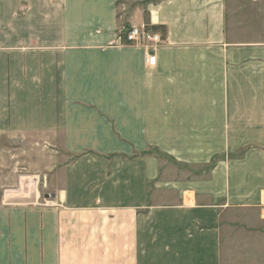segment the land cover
<instances>
[{
    "label": "crops",
    "instance_id": "0c3cea01",
    "mask_svg": "<svg viewBox=\"0 0 264 264\" xmlns=\"http://www.w3.org/2000/svg\"><path fill=\"white\" fill-rule=\"evenodd\" d=\"M237 2L0 0V164L43 176L0 202V264H264V25Z\"/></svg>",
    "mask_w": 264,
    "mask_h": 264
},
{
    "label": "rangeland",
    "instance_id": "374dc122",
    "mask_svg": "<svg viewBox=\"0 0 264 264\" xmlns=\"http://www.w3.org/2000/svg\"><path fill=\"white\" fill-rule=\"evenodd\" d=\"M229 1L230 5L234 3V0ZM235 4L239 11L243 10L242 12L244 13L245 24H253L257 22L259 26H261V24L264 25V0H238V2ZM118 7L119 13L120 15H122L123 3H119ZM125 29L127 28L122 29L121 35H124ZM151 153L154 152L151 151ZM158 157L159 159H161V172L164 176L167 174L170 178H182L185 177V174L189 173L190 170L195 171L176 163L174 160L166 156L158 154ZM16 158L17 157L5 156V162L0 164V202L32 201L31 199L36 194V190L39 192V194H36V196H38V200L42 201L43 190L41 186L43 176L39 178V173L31 172L29 170H26L25 168H21L27 164L15 161ZM22 158L25 157H21V159ZM69 160L70 158L68 157H60L61 162ZM203 169L204 168L197 169V171H202ZM38 180H41L40 185L38 184ZM34 182L35 184L33 185ZM36 185L37 189L35 190ZM154 196V193L151 194V199ZM254 256L257 257V253H255Z\"/></svg>",
    "mask_w": 264,
    "mask_h": 264
},
{
    "label": "built area",
    "instance_id": "2783aa9c",
    "mask_svg": "<svg viewBox=\"0 0 264 264\" xmlns=\"http://www.w3.org/2000/svg\"><path fill=\"white\" fill-rule=\"evenodd\" d=\"M123 38L127 45L143 49L148 67L155 66L156 56L150 51L157 49L162 44V37L159 33L152 31L146 25H140L125 29Z\"/></svg>",
    "mask_w": 264,
    "mask_h": 264
}]
</instances>
